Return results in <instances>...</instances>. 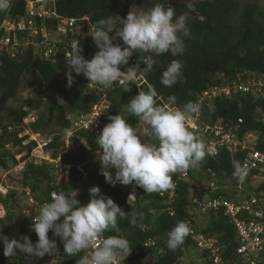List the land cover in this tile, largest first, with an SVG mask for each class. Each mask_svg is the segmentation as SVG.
Segmentation results:
<instances>
[{"label": "trees", "instance_id": "trees-1", "mask_svg": "<svg viewBox=\"0 0 264 264\" xmlns=\"http://www.w3.org/2000/svg\"><path fill=\"white\" fill-rule=\"evenodd\" d=\"M144 1L54 0V7L57 14L62 17L87 16L88 27L94 28L96 22L101 19L106 22L111 19H125L132 7H141ZM154 2L157 3L158 0ZM161 2L166 6H172L176 17L182 14L187 16L186 26L190 30V35L184 37L182 33H178L184 41V51L182 54H175L172 51L162 55L154 53L147 61H143L146 53L134 52L132 57H135L136 64L141 69L153 59L156 63L151 72L142 76L145 83L139 87L136 86V82L130 83L129 90L126 91L124 86L119 85L108 93L111 108L102 118L103 126L110 122L109 117L120 114L127 119V123L138 129L140 121L131 117L123 106L139 91H147L150 85L155 87L161 98L158 103L166 101L169 95H175L177 100L174 107L182 108L185 103L194 102L196 94L209 85L221 84L238 76L246 77L252 72L264 75V11L256 2L249 1L242 6L238 0H161ZM188 3L194 6L195 11L187 8ZM25 11L26 0H12L10 9L7 12H0V25L6 17L16 19L24 16ZM37 22L47 28L56 25V20L49 18L38 19ZM3 34L4 31L0 30V37ZM73 39L80 41L81 54L90 60L91 50L95 45L93 40L80 35H75ZM33 52V47H28L11 57L7 51L0 50V169L7 170L17 163L12 153L25 158L34 147L33 141L27 140V137H19L21 129L17 126L29 111L38 112L43 104L45 111L37 113V120L30 127L34 132L52 135L47 151L52 159L60 157L62 163L69 165V169L66 176H60V171L52 163L27 161L24 170L13 177L15 188H7L0 192V229L3 235L9 239L28 236L30 241L35 243L38 237L31 231V220L38 215L37 209H40L43 203L50 202L53 193L61 191L73 193L86 180L99 187L102 194L110 197L125 212L124 217L117 219V230L104 234L106 237L118 235L128 240L130 252L122 264H141L146 258H150V264H185L180 259L188 256L193 250V242L185 237L181 246L169 250L166 246V234L177 222L197 217L189 213L193 209L189 196L194 190H199L201 196L229 198L235 195L236 190L225 188L226 181L235 180L233 161L241 164L244 153L222 150L215 158L206 155L197 168L187 171L188 180H180L177 173L173 174L174 188L162 194H147L134 184L127 185L125 189L117 185L111 186L100 173L99 162L96 161L93 167H89L83 154L78 152L79 149L71 154H60L64 148L62 143L64 130L70 127L68 115L84 112L89 105V96L85 91L86 78L82 74L73 73L74 81L69 87L65 75L66 61L62 59L60 53L57 59L53 60L54 55L49 59H42ZM130 59L131 57L128 63ZM172 60L181 62L183 79L168 88L162 85L160 80L162 71ZM23 85L30 90L34 98L26 99L18 106L8 105L9 101L16 98ZM58 97L62 98L65 104H58ZM202 119L209 123L221 122L239 135L256 134L255 148L264 151V93L258 98L242 93L215 98L210 106L203 108ZM8 127H12V130L9 131ZM80 136L87 145V148H81L83 151L90 156L101 152L97 137L89 132H81ZM8 144L11 145V149L7 147ZM203 178H206V184H202ZM213 182L217 189L207 190ZM25 188H28L34 199L35 204L31 206L25 203L23 191ZM129 188L134 192L132 201L128 198ZM247 188L252 190L250 187ZM258 188L253 191L256 193L264 189V184ZM171 190L173 196L172 202L169 203L168 193ZM22 206H26L27 209H22ZM141 213L142 217L139 215ZM134 215L136 223L132 224ZM204 219L205 224L202 227L198 226V231L218 240L223 249L224 262L232 260L235 232L227 219L221 212H210ZM48 235L50 240H56L61 249V264H76V260L86 254L84 250L76 256H67L63 253V245L59 238L53 237L51 231ZM150 239L155 242L154 245L143 246ZM35 260L26 259V254L19 251L14 257H5L3 244L0 243V264H34ZM203 263L194 260L192 264ZM36 264H43V261Z\"/></svg>", "mask_w": 264, "mask_h": 264}, {"label": "clouds", "instance_id": "clouds-1", "mask_svg": "<svg viewBox=\"0 0 264 264\" xmlns=\"http://www.w3.org/2000/svg\"><path fill=\"white\" fill-rule=\"evenodd\" d=\"M11 5L12 0H0V12H7ZM186 6L195 11L191 3ZM186 20V15L176 17L172 6L158 0L147 11H129L119 25L106 28L105 20L97 21L91 37L98 51L90 60L81 54L80 41H73L70 45V55L66 57L65 64L67 86L73 83L75 73L82 74L93 86L109 89L118 82L128 91L130 83L151 72L156 63L153 59L142 69L136 64L121 71L133 53L162 55L172 51L182 54L184 41L178 33L184 37L190 35ZM113 29L114 35L110 37ZM117 38L122 44L113 42ZM182 67L179 60H172L162 71L160 83L171 88L180 82L183 79ZM158 100L161 98L151 85L147 91H139L123 107L131 117L142 122V129L138 131L126 122L124 116L116 114L109 117L110 122L97 137L101 149L100 173L111 186L134 184L147 194L168 191L174 188L173 174L195 169L205 158L204 140L197 138L186 126V118L198 113L201 104L189 101L182 108L174 107L175 95H169L166 101L158 103ZM57 102L65 104L59 97ZM64 131L71 138V133ZM233 167V175L243 183L247 168L235 160ZM4 171L0 169V173ZM88 192L90 198L85 205L75 198L76 191L55 193L50 202L43 203L38 215L32 218L31 231L38 237L35 243L28 236L9 239L0 229L3 255L14 257L19 251L25 253L29 260L52 255L58 251V246L55 239H49L51 231L53 237L59 238L67 256L73 257L92 249L76 260V264H121V260L126 258L125 252H130L128 240L104 234L117 230V219L124 217L125 212L110 197L102 194L99 187L93 186ZM139 215L142 217L143 214ZM131 223H136L135 215ZM190 231L186 222H177L167 233V248L175 250L181 246Z\"/></svg>", "mask_w": 264, "mask_h": 264}, {"label": "built area", "instance_id": "built-area-1", "mask_svg": "<svg viewBox=\"0 0 264 264\" xmlns=\"http://www.w3.org/2000/svg\"><path fill=\"white\" fill-rule=\"evenodd\" d=\"M45 18L56 20V25L47 28L44 24L37 22L38 19ZM85 24L86 32L83 31ZM0 30L5 33L0 37V50L7 51L11 57L23 52L28 47H33L34 55H38L42 59H49L54 55L53 60H56L60 53L65 61L66 57L70 55L73 37L80 35L92 39L91 35L94 32V28L88 27L87 16L67 18L58 15L54 7V0H26L25 15L16 19L5 18L0 25ZM152 54L154 53H146L147 56L143 61H147ZM133 65H136L135 57H131L130 63L123 66L121 71H125L127 67ZM143 83H145V79L138 76L136 86L139 87ZM119 85L117 82L111 88L104 89L86 82L85 91L89 96V105L84 112L68 115L70 127L67 130L71 133V138L64 132L62 137L64 148L60 154H71L80 148H87L84 138L80 136L81 132H89L95 137L99 136L104 127L102 118L111 108L108 93ZM235 93L250 94L255 98L260 97L264 93V75L252 72L248 73L246 77L238 76L221 84L207 86L195 97L194 103L201 104L200 111L186 118L188 129L197 138L204 140L208 157L215 158L222 150L231 153H244L241 166L247 168V175L243 183H240L237 177L233 181L231 187L236 190L233 197H210L190 193L189 201L193 209L189 213L197 217L195 219L187 218L185 221L191 229L187 238L194 244L192 251L198 256L203 255L199 259L200 262H204L203 264H264V189L255 193L247 188H252L251 179H261L264 176V151L255 148L256 134L239 135L221 122L209 123L202 119L203 108L210 106L215 98L230 97ZM36 120V112L29 111L18 124L17 127L21 129L18 133L19 137H27V140L34 142V147L25 158H21L22 156L17 153H12L17 163L4 171V176L18 174L23 170L27 161L52 163L60 171V176H66L69 165L62 163L60 157L52 159L47 151L52 135H43L32 131L30 125ZM8 130L11 131L12 127H8ZM7 147L9 148L11 145L8 144ZM177 175L180 180L189 179L188 172H177ZM209 188L215 190L217 186L213 182ZM23 191L25 192L26 205L35 204L28 188ZM133 194V190L129 188L128 198L130 201L134 199ZM53 195L54 193L51 196L53 197ZM172 196L173 190L168 193L169 203L172 202ZM168 211H170L169 208ZM210 212H221L235 232L234 258L230 261H223V249L215 237L205 236L198 231V218L200 219ZM32 222L31 220V224ZM165 239L167 240V234ZM154 243L150 239L143 246L150 247ZM57 246L56 253L46 254L43 257V264H61V249L58 243ZM91 250L89 248L85 252L88 253ZM127 254L125 252L124 255ZM123 260H121V264ZM180 260L184 262V257Z\"/></svg>", "mask_w": 264, "mask_h": 264}, {"label": "rangeland", "instance_id": "rangeland-1", "mask_svg": "<svg viewBox=\"0 0 264 264\" xmlns=\"http://www.w3.org/2000/svg\"><path fill=\"white\" fill-rule=\"evenodd\" d=\"M168 1H199V0H168ZM238 1L240 3V6L244 5L245 3L249 2V1L256 2L258 7L262 11H264V0H238ZM154 3H155L154 0H145L144 4L141 7H132L130 9V11H133V12H136V13L147 11L152 6H154ZM121 20H123V19H121ZM121 20L120 19H111V20L107 21L106 22V28L119 25L121 23ZM114 32H115V29H113V31L109 33V36L111 37L112 35H114ZM114 42L116 44H122V41L119 38H117ZM97 51H98V49L94 45V47L91 50V58L94 56V54ZM32 98H34V95L30 92V90L25 85H23L21 90H20V92H19V94L16 96V98L14 100H12V101H9L8 105L18 106V105H20L22 103V101H24L26 99L29 100V99H32ZM32 111H34V110H32ZM44 111H45V106L43 104L42 107L40 108V110H38V112H36V114L37 113L39 114V113L44 112ZM142 127H143V124L140 121L139 127H138L137 130L139 131L140 129H142ZM43 135H45V134H43ZM9 149H11V147H9ZM79 151H80V153L83 154L84 160H85V162L87 163V165L89 167H93L95 165L96 161L99 162L101 152H96L93 156H90V154L86 153L81 148L78 150V152ZM109 171L111 172L112 170H109ZM3 173L4 172L0 173V192L4 191V190H7V188L8 189H14L15 185H13V181L15 179L13 178V175L12 174H7V175L4 176ZM250 182H251L250 185L252 187V191L255 190V189L258 190L259 189L258 187L261 184H264V176L261 179H251ZM206 183H207L206 178H203L202 184H206ZM116 185L118 187H120L121 189H125L127 187L125 185H120V184H116ZM232 185H233V181H226V187L225 188L228 189V190H233V188L231 187ZM93 186H94V184L84 180L82 186H80V188L76 191L77 192V196L76 197L80 200L81 205H85V204L88 203L89 198H90L88 189L93 187ZM193 193L200 194L199 190H194ZM22 205H23V203H22ZM22 209L25 210L27 208H26V206H22ZM37 210L39 211V209H37ZM204 224H205L204 217H201L200 219L198 218V226L202 227ZM35 259L36 260H35L34 264L43 261V258H39V259L35 258ZM199 259H200V257L197 255V253H195L194 251H191L188 254V256H184V263L185 264H192L194 260H199ZM150 263H151L150 258L143 259L142 262H141V264H150Z\"/></svg>", "mask_w": 264, "mask_h": 264}, {"label": "water", "instance_id": "water-1", "mask_svg": "<svg viewBox=\"0 0 264 264\" xmlns=\"http://www.w3.org/2000/svg\"><path fill=\"white\" fill-rule=\"evenodd\" d=\"M83 31L86 32V24L83 27ZM209 189V187H207V190Z\"/></svg>", "mask_w": 264, "mask_h": 264}]
</instances>
